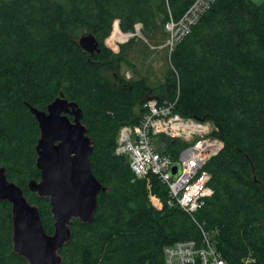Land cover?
I'll list each match as a JSON object with an SVG mask.
<instances>
[{"label":"trees","instance_id":"obj_1","mask_svg":"<svg viewBox=\"0 0 264 264\" xmlns=\"http://www.w3.org/2000/svg\"><path fill=\"white\" fill-rule=\"evenodd\" d=\"M194 1L0 0V167L53 234L49 199L28 190L41 177V133L27 103L46 110L64 94L83 110L94 143L91 169L107 189L93 223L73 221L72 238L60 251L63 264H165L166 246L201 245L204 233L229 264L248 257L264 264V3L217 0L175 47L158 88L123 74L131 64L129 44L118 52L106 45L115 25L134 32L140 24L145 36L153 35ZM84 37L99 43L100 52L86 51ZM152 98L177 99L178 113L212 122L223 143L206 166L214 194L194 218L168 205V187L157 177L136 178L127 158L115 154L120 129L138 124ZM172 144L173 156L187 145ZM11 210L0 203V264H28L13 250Z\"/></svg>","mask_w":264,"mask_h":264},{"label":"water","instance_id":"obj_2","mask_svg":"<svg viewBox=\"0 0 264 264\" xmlns=\"http://www.w3.org/2000/svg\"><path fill=\"white\" fill-rule=\"evenodd\" d=\"M80 45L91 53L100 52L93 38H81ZM39 124L36 166L40 180H31L28 190L48 198L54 232L44 227L37 205L31 204L24 189L10 181L6 167H0V203L12 206L13 250L28 264H63L60 251L72 238L74 220L90 224L95 219L98 196L107 189L94 176L90 156L94 143L83 124V110L64 94L40 110L27 103ZM173 141L159 137L158 150L165 154ZM176 168H174V173Z\"/></svg>","mask_w":264,"mask_h":264},{"label":"built area","instance_id":"obj_3","mask_svg":"<svg viewBox=\"0 0 264 264\" xmlns=\"http://www.w3.org/2000/svg\"><path fill=\"white\" fill-rule=\"evenodd\" d=\"M216 1L195 0L179 20L171 17L165 23L169 57ZM118 32L123 36L122 40L126 41L137 36V33L142 34V29L138 24L134 32L124 33L115 25L106 43L108 41L116 45L119 40L121 42L118 43L125 42L119 39ZM216 131V126L210 121L187 118L178 113L177 99L160 103L152 98L144 104V113L138 124L125 125L120 129L115 154L127 158L136 178L157 177L168 187V205L179 207L194 218L214 194L210 186L212 175L206 166L223 148L222 141L214 135ZM159 137L178 140L187 145L176 156L171 152L173 144L163 154L156 145ZM164 256L165 264H229L206 233L201 245L196 241L178 242L166 246ZM242 264L256 263L248 257Z\"/></svg>","mask_w":264,"mask_h":264},{"label":"rangeland","instance_id":"obj_4","mask_svg":"<svg viewBox=\"0 0 264 264\" xmlns=\"http://www.w3.org/2000/svg\"><path fill=\"white\" fill-rule=\"evenodd\" d=\"M252 1L259 6L264 3V0ZM128 39L122 40L125 41L123 43H118L121 42L119 40L116 45L108 41L106 43L113 52H118L122 45L129 44L127 55L131 64L123 67V74L130 80L145 77L149 87H160L172 68L167 49L168 35L165 31V23H160L158 30L153 35L145 36L143 33H137V36ZM139 109L138 106L136 109L138 113ZM150 200L156 209L161 210L163 208L161 201L156 197L150 198Z\"/></svg>","mask_w":264,"mask_h":264},{"label":"bare ground","instance_id":"obj_5","mask_svg":"<svg viewBox=\"0 0 264 264\" xmlns=\"http://www.w3.org/2000/svg\"><path fill=\"white\" fill-rule=\"evenodd\" d=\"M118 35H119V36H118L119 39H121V40L124 39L123 36H122L121 34H119V32H118Z\"/></svg>","mask_w":264,"mask_h":264}]
</instances>
